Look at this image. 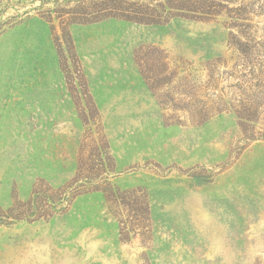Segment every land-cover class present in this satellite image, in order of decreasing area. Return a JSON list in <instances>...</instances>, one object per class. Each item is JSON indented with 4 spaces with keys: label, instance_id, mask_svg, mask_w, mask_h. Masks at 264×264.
Masks as SVG:
<instances>
[{
    "label": "rangeland",
    "instance_id": "1",
    "mask_svg": "<svg viewBox=\"0 0 264 264\" xmlns=\"http://www.w3.org/2000/svg\"><path fill=\"white\" fill-rule=\"evenodd\" d=\"M99 1L0 0V207L73 177L95 129L82 112L102 126L111 185L147 194L148 229L120 240L102 192L87 191L48 220L0 225V264H264V139H242L232 112L188 111L210 91L206 63L222 58V71L237 59L231 43L257 47L249 58L264 63V0H213L204 18L177 15L183 0H122L106 10L160 21H85ZM144 68L163 79L154 90Z\"/></svg>",
    "mask_w": 264,
    "mask_h": 264
},
{
    "label": "trees",
    "instance_id": "2",
    "mask_svg": "<svg viewBox=\"0 0 264 264\" xmlns=\"http://www.w3.org/2000/svg\"><path fill=\"white\" fill-rule=\"evenodd\" d=\"M186 1L184 6H174L177 8V15L190 18H204L217 13L213 5L214 1L210 0H183ZM113 2L118 6V2L122 0H101L96 6L97 13L85 21L97 20L105 17H118L137 22H159L158 14L149 12H138L136 10H106ZM215 5V4H214ZM119 9L116 6H112ZM88 12H84V15ZM84 21V20H83ZM238 51L237 59L232 63L231 67L220 70V65H226V60L216 58L206 63L208 71V80L205 82L206 99L198 101V104H191L189 115L192 120H205L212 111L215 112H232L237 120L238 128L242 139L252 141L255 139H264V63L253 58H249V53L258 48L253 45L243 43L230 44ZM263 50L264 45H261ZM76 67L81 78V87L83 93L91 100L88 93L86 83L79 66ZM147 68L141 69V74L145 79L148 87L154 90L156 82L163 80L154 78L149 82L151 76L146 71ZM164 69V68H162ZM154 77L163 74L164 70L157 69ZM175 68L171 70V73ZM229 75H239V79L229 85L231 90L225 93L219 91H211L216 88L217 81L221 77ZM163 82V81H160ZM169 81H166L168 83ZM159 85V84H158ZM238 91V94L236 93ZM230 93V94H229ZM193 96H190L191 102ZM94 118H98V112L94 104H92ZM81 121L84 125L94 124L95 129H87L81 139L79 151L77 155V167L73 177L63 186L53 188L47 184H37L32 190L29 199L25 202L14 201L12 205L6 209L0 207V225H9L14 221L27 220L35 221L38 219L48 220L53 217L59 209H57L63 201L66 207L79 194L87 191L102 192L106 203L112 214L115 216L119 226V238L127 241L131 235H136L137 231L148 229L149 222V202L145 191L139 187L119 189L115 188L108 181V175L113 172V158L109 154V144L103 133L99 120H87L81 112ZM242 148L237 147L236 153ZM61 210V208H60Z\"/></svg>",
    "mask_w": 264,
    "mask_h": 264
}]
</instances>
